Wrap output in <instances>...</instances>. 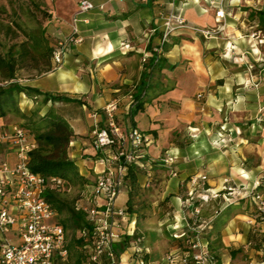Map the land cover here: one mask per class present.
I'll use <instances>...</instances> for the list:
<instances>
[{
	"label": "crops",
	"instance_id": "crops-1",
	"mask_svg": "<svg viewBox=\"0 0 264 264\" xmlns=\"http://www.w3.org/2000/svg\"><path fill=\"white\" fill-rule=\"evenodd\" d=\"M44 1L51 5L52 11L50 45L53 35H68L74 24L83 39L69 45L58 66L24 77L22 83L44 92L66 93L81 100H47L44 105L56 107L71 125L74 136L68 148L77 157L74 162L79 173L90 180L88 193L99 168L94 152L88 151L91 129L106 123L103 106L110 100L118 102L115 118L122 130L134 124L144 130L154 127L157 131L159 125L174 122L170 116L171 108L179 102L177 113L181 123L187 121L191 129L201 127L206 131L217 123L221 128L227 125L228 129L236 131L234 144L240 151L239 157L246 159L249 152H253L252 143L238 129L245 122L243 119L252 118L256 110L261 111L264 119V0H92L96 6L77 14V21L73 17L78 0ZM100 3H103L102 7L98 6ZM217 9H223V16L216 15ZM170 13H179L188 22L210 28L213 33L206 37L189 26L174 29L164 42L168 48L158 52L165 58L166 66L152 70L149 66L151 47L159 42L163 21ZM252 31L257 35H251ZM143 54L148 55L144 61ZM247 62L251 63V68ZM168 64L174 66L170 68ZM144 71H148L146 100L144 107L131 118L128 112L131 93ZM198 92H201L199 97ZM22 96H25L24 92H20V99ZM25 101L30 107L32 100L27 98ZM4 117L0 116V124L16 122L6 121ZM247 121L254 123L253 120ZM161 141L157 142L156 138L157 144ZM150 144L151 141L145 147V156L136 163L138 194L143 198L137 204L139 211L130 212L127 220H130V227L137 229L140 238L137 245L146 257L157 264H177L176 257L168 262L165 254L168 251L178 254L186 238L176 237L173 233L189 229L185 211L191 205H187L188 199L183 196L181 187L183 178L191 172L184 170L188 167V158L194 155L193 147L180 155L177 164L174 147L164 153L172 155L171 163L163 162L161 158L164 155L159 158L161 162L157 164L169 166L170 175L158 182L161 191L152 193V159L155 158L152 150L156 144L153 148ZM193 144L195 150L200 149L196 142ZM254 144H258L255 153L264 159V151L259 146L261 142ZM231 168L233 174L229 175L230 179L240 171L235 166ZM241 168L244 170V174L241 173L244 185L243 190L237 193L239 197L248 192L245 185L250 183L249 178L254 182L261 175L259 168ZM172 170L177 173L172 174ZM226 176L216 186L212 184L214 179L206 180L208 186L205 189L200 184L195 186V196H204L200 198L201 202H207L220 196V192L223 195L233 193V190H226L229 184L224 180ZM127 198L128 185L124 184L116 201L126 204ZM166 212L172 214L170 221L166 220ZM199 213L202 217L213 215V212L206 214L204 210ZM238 215L247 216L237 212L222 228L217 264H264V221H258L262 227L247 224V229H243L240 222H236ZM125 222L121 221L120 226ZM167 229H174V232ZM131 239L132 236L118 252L123 263L131 262Z\"/></svg>",
	"mask_w": 264,
	"mask_h": 264
},
{
	"label": "built area",
	"instance_id": "built-area-1",
	"mask_svg": "<svg viewBox=\"0 0 264 264\" xmlns=\"http://www.w3.org/2000/svg\"><path fill=\"white\" fill-rule=\"evenodd\" d=\"M95 6L92 0H78L73 19L77 21V14ZM98 6L102 7L103 3ZM223 14V9L216 10L217 16ZM181 26H189L206 37L213 33L210 28L188 22L179 13H170L163 21L159 42L151 47L152 53L158 56L169 34ZM251 35L256 36L257 32L252 31ZM52 38L51 61L54 68L62 62L69 45L81 41L83 36L74 24L68 35H53ZM147 56L143 54L142 60ZM247 63L251 68V63ZM197 96H201V92ZM117 108V100L108 101L103 106L106 123L91 129V146L99 168L85 202L77 205L84 211L88 223L78 229L87 251L84 264H157L138 248L140 238L133 235L134 226L130 227V220H127L130 211L125 203L116 201L121 186L126 184L129 166L145 156V147L151 141V135L134 124L122 130L115 118ZM35 146L33 133L21 123L0 124V264H55L68 254L65 227L57 219L56 210L45 194L49 188L62 187L63 176L46 175L30 168L29 152ZM161 159L165 163L173 161L171 154ZM176 173V170H172V174ZM206 179V174L201 172L191 174L186 179L187 205L192 203L190 198L196 197L195 186L203 184ZM258 183L254 182L248 192L256 203L260 217L264 219V191L255 189ZM212 194L216 195L215 192ZM203 197L200 196L201 199ZM190 212L193 233L186 238L188 244L178 254L168 251L166 260L171 262L176 257L177 264H217L216 257L207 251V238L202 233L210 225L213 215L200 216L197 204L192 206ZM123 220L126 222L120 226ZM123 233L132 235L133 252L128 263L122 262L115 249V243ZM185 233L173 234L179 237Z\"/></svg>",
	"mask_w": 264,
	"mask_h": 264
},
{
	"label": "rangeland",
	"instance_id": "rangeland-1",
	"mask_svg": "<svg viewBox=\"0 0 264 264\" xmlns=\"http://www.w3.org/2000/svg\"><path fill=\"white\" fill-rule=\"evenodd\" d=\"M51 27H53L51 5L46 3L44 0H0V58H2V61H0V83L5 84L7 82L9 79L8 74L10 73L11 68H13V79L21 84L24 82V77H29L45 71L43 67L45 62L43 51L45 46L44 44H50ZM262 29H264V26H262ZM193 97L196 99V95ZM27 98L32 100L30 107H27L26 105L27 102L25 100ZM16 101L24 116L14 111H10L5 114L4 118L6 121L25 123L38 118V116L49 107L44 105L45 101L43 99V95L28 96L25 94V96H22V99H20L19 93ZM176 103L177 104L171 108L172 114L170 116H172L174 120L173 123L169 122L161 124L157 127V131L154 130V127L152 130H149L148 128L146 129V131H148L151 135L152 144H150V147L153 148L154 144H156V148L152 150V155L156 158L152 159V193L160 192L161 186H158V182L170 175L169 166L161 165L160 163L157 164V162H161V159L159 158L163 156L168 149L174 147L172 149H175L174 152L177 156L175 163L177 164V162L179 163L180 155L183 152L187 153V151H190V148L193 147L194 157L192 156L188 158L189 163L186 168L188 170H184L191 172L183 178V186L181 187L183 196H187V186L184 184H186V179L191 174L199 172L205 173L208 180H215V182L212 183L213 186L220 183L224 175H227L226 177L229 184L226 185V190H233V193L229 195L225 193V196L220 192L221 197L217 196L215 199L207 202H201V199L198 201V197H194V199L191 200L193 202H198L195 204L198 205L199 212L200 210H204L206 214L209 212H213L212 214H215V209L219 210L227 203L232 202L234 207L231 210L229 217L234 216L237 212L247 214V216L238 215L239 217L236 218V222H240V226H242L243 229H247V224L251 226L253 224L255 227H262L261 225H258V221L263 222L264 219L260 217L259 210L257 209L256 203L252 199L251 194L247 192L245 193V196L242 197L237 195V193L239 194L238 191L243 190L242 186L244 185V183L241 182L243 180L241 173L244 174V170L242 171L241 167L259 168L258 171L261 175L258 176V180H255L254 182L262 181L263 183L260 188L255 189L264 191V159H261L263 157L255 153V149L258 148V144H254L256 142H261L259 146H261V150L264 151V119L261 111L256 110L252 113V118L243 119L245 122L242 123L238 129L241 135L246 137L253 146V152H249L250 155L246 159H242L239 157L240 151L237 150L238 146L234 144L236 139L235 129H228L227 125H224V128H221L219 123H217L214 128H209L207 131L201 127L200 129H191L188 127L187 121L181 123L180 115L177 113L179 102ZM205 120L209 121L210 119L206 118ZM246 120H253L254 123L250 124L249 121L246 122ZM237 121L240 120L238 119ZM192 123L193 121L190 122V124ZM156 138L157 142L162 140L160 144L156 143ZM195 142L198 144L200 149L195 150V145L193 144ZM68 145L66 147L67 155L74 161L77 157L71 154ZM88 151L91 153L94 152L91 145H89ZM232 166H235L236 169H239L240 171L234 175V178L230 179L229 175L233 174L231 173ZM177 167L178 170L181 171L179 165ZM252 179H254V177ZM206 180L203 184L208 186ZM88 181L90 182L88 179L86 181H82L79 178H75L71 181L69 186L65 185V187L60 190V194L68 199L74 198L76 206L80 205L85 202V198L89 194V188L87 186L89 183ZM249 181L250 183L245 185V190L248 191L250 190L251 185L254 184L250 178ZM203 184L200 185L203 187ZM228 186L231 187L229 188ZM144 190L142 191V194H144ZM142 198L143 197H140L138 193L135 194L133 198V204L136 212L139 211L137 204ZM190 210V208H187L185 212L188 215H191ZM144 211L145 210L142 209V212ZM166 214L168 216L166 220L170 221L172 214L168 212H166ZM61 216L62 214L58 212V218H61ZM138 218L139 215L137 216V219ZM229 219L230 218H228V220ZM188 225L189 229L186 233L191 235L193 233V229L190 226L193 224L190 222ZM165 227L167 228L166 224ZM174 227L175 226L172 228ZM223 227L224 226H222V228ZM167 230L174 232V229ZM250 232L254 234L253 231L250 230ZM255 232L259 233L260 231L255 230ZM202 233L205 235L204 230ZM72 234L77 235L78 229L73 230V228L68 226L65 229L66 243L71 242ZM187 244L188 242L185 240L182 247H185ZM77 251L78 247L71 245V255L58 259L55 264H75Z\"/></svg>",
	"mask_w": 264,
	"mask_h": 264
},
{
	"label": "trees",
	"instance_id": "trees-1",
	"mask_svg": "<svg viewBox=\"0 0 264 264\" xmlns=\"http://www.w3.org/2000/svg\"><path fill=\"white\" fill-rule=\"evenodd\" d=\"M44 70L52 68L51 61V45L44 44ZM163 48L167 49L168 44L164 43ZM2 61V58H0ZM1 64V62H0ZM149 66L153 69H160L166 66L165 58L157 56L153 52L149 58ZM168 67L172 68L174 64H168ZM13 68H11L8 74V80L5 84L0 83V116L5 115L10 111H14L18 114H24L21 112L17 105V95L20 92H24L28 96L43 95L44 101H78L81 102L76 96H71L61 92H44L35 86L28 84H21L13 79ZM148 71H144L140 77L136 88L131 93V101L129 106V115L132 118L133 115L144 107L145 89L147 83ZM33 133L36 139V146L29 152L28 164L34 171H38L48 174H60L63 176L64 185L62 187L49 188L45 191L47 198L52 203V206L56 210L57 219L64 225L65 229L69 226L75 229H80L86 226L87 220L85 218L84 211L76 206L73 199H68L60 194V190L71 184L75 178H79L82 181H86L87 178L81 175L78 171L76 163L68 157L66 147L72 137L74 131L69 124L65 116L52 105L49 106L38 118L21 123ZM138 166L136 163L129 166L127 171L126 184L128 185V198L126 201L127 208L130 212L136 211L133 204V198L139 191V185L136 181V170ZM262 181H259L256 188H260ZM203 184V187H207ZM186 197V195H185ZM190 199H194L193 197ZM200 198H198V201ZM198 202L191 203L190 209ZM234 204L232 202L227 203L223 208L217 210L211 219L210 225L204 228V234L207 238V251L209 254L217 258V250L221 244V228L224 226L230 218L231 210ZM58 212L62 214L61 218H58ZM188 223L192 222V216L185 214ZM137 229L135 228L133 235H137ZM132 235L124 233L122 239L115 243V249L117 252L123 249L127 244V241ZM190 234L185 233L183 238H187ZM84 239L81 235L72 234L71 242L67 243L68 254L71 255V245L77 246L78 251L76 253V263H84L87 260V251L83 247Z\"/></svg>",
	"mask_w": 264,
	"mask_h": 264
}]
</instances>
